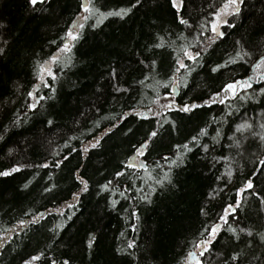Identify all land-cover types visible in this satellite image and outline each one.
Returning a JSON list of instances; mask_svg holds the SVG:
<instances>
[{
  "label": "trees",
  "instance_id": "obj_1",
  "mask_svg": "<svg viewBox=\"0 0 264 264\" xmlns=\"http://www.w3.org/2000/svg\"><path fill=\"white\" fill-rule=\"evenodd\" d=\"M226 2L183 0L178 13L170 0H92L99 14L78 27L81 39L70 43L71 51L61 52L62 38L82 18V0H52L36 10L28 0H0V171L21 169L0 176V264H24L32 255L41 259L31 264H264V81L241 92L244 99L192 113L154 109L169 96L176 59L190 70L175 73V104L181 106L201 104L245 80L264 57V0H243L239 16L230 14L219 29L224 36L217 37L211 25ZM129 8L124 19L108 15ZM197 46L201 56L193 63L185 53L195 54ZM45 65L57 74L52 80L43 73L54 91L40 81ZM217 65L221 70L213 73ZM257 71L264 72V64ZM28 93L46 98L32 101ZM29 103L37 105L35 112ZM242 125L251 127L237 132ZM205 128L207 136L200 135ZM152 130L158 136L147 155L136 157L134 146ZM194 136L198 146L191 144ZM97 139V148L82 153ZM183 144L193 151L181 148L183 164L170 167L162 157L174 159ZM142 161L146 170L139 168ZM130 162L137 167H124ZM45 163L48 168L38 167ZM77 173L88 181L87 193ZM165 173L174 187L161 190L155 180ZM248 179L253 190L238 196ZM108 181L110 193L101 188ZM113 200L119 201L115 208ZM70 203L77 207L69 209ZM236 203V216L224 225L220 216ZM40 213L47 219L30 223ZM216 223L223 230L202 257L195 245ZM193 252L198 262L191 261Z\"/></svg>",
  "mask_w": 264,
  "mask_h": 264
},
{
  "label": "snow or ice",
  "instance_id": "obj_2",
  "mask_svg": "<svg viewBox=\"0 0 264 264\" xmlns=\"http://www.w3.org/2000/svg\"><path fill=\"white\" fill-rule=\"evenodd\" d=\"M139 2V0H137V3ZM29 5L31 6V8L33 10H36V6L37 5H51L52 0H28ZM171 6L179 13L182 11L183 9V0H170ZM243 3V0H227V2L224 4V10H225V14L227 13L228 9H231V15L233 16H239L240 14V10H241V4ZM136 4H133L132 7H136ZM80 9L83 13L82 18L81 19H77V21L75 22V24L73 25V27H79L80 29L85 28L86 23L90 20L94 18V15H98L99 14V9H94L92 6V0H82V3L80 5ZM131 8L124 10L121 9L119 11L116 12H109L108 15L109 16H116L119 17L121 19H124L126 15H128L131 12ZM181 24L184 25H188V21L184 20V19H180L179 21ZM227 21L223 19L222 16L218 15L216 17V20L212 23L211 25V32L215 33L217 37H223L224 33L219 31V28L221 27V24L227 25ZM99 25V20H97L94 24L91 25V27L95 28ZM231 27H235L234 24L232 25H228ZM63 40H65V42L63 43V46L59 49L61 52H70L71 51V47L69 46L70 43L74 46L75 42L78 41L79 39H81L80 33L79 32H73L72 30H68L66 33V36L62 38ZM52 43H55V41H52ZM212 43H215V40H212ZM155 47L159 48L162 47V45L160 44H156ZM3 49L0 48V52H2ZM201 49L199 48V46H197V51L195 52V54L190 53V52H186L185 56L187 57L188 60H191L193 63H195L201 56ZM59 60V57L56 55H53L51 57V64H56ZM235 62V61H234ZM261 63L264 64V60H261ZM151 65H155V61L152 60L150 61ZM70 67V66H67ZM221 65H217L216 67L212 68L211 71L213 73L215 72H219L221 70ZM223 67H227V65H223ZM181 70H186V71H190L188 68V65L181 62L179 59H176L173 62V68H172V79L174 80V84L171 86V90L169 93V96L164 97V99L167 101L165 104L160 105V109H167L169 111H175L177 113H192L196 108H201V107H211L212 104H224L225 103V99L223 96L220 95L219 92H217L215 95L209 97V100L204 101L201 104H183L181 106H177L175 104V93L177 92V88L175 87L176 84H179V80L175 79V73L180 72ZM41 71V76H40V81L43 83V86L46 88H49L50 90L54 91V89H52L51 84H49L43 76V73H47V76L52 79L55 80L57 78V74L56 72L53 70L51 65H45L43 67H41L40 69ZM185 87L187 86L186 84L184 85ZM163 87L165 88H169L170 85H163ZM252 87V83L250 80L248 81H236L233 83H229L227 84L224 88H223V92L225 95L230 96L232 99H236L237 97H239L240 99H244L243 96H240V93L243 91H246V89L251 88ZM261 92L264 93V88L261 89ZM28 95L31 97L32 101H39V100H43L46 97H42V96H37L34 93H28ZM36 107L37 105L35 103H29V108L35 112L36 111ZM136 115L138 116L139 114L136 113ZM156 115V113H154V116ZM229 115H231V113H229ZM154 118V117H151ZM142 119H150V117H142ZM218 122V121H217ZM17 125L19 124V121L15 122ZM52 121H48V124L51 125ZM170 127L171 122H169ZM243 127H251L250 125H242L240 127H238L236 129L237 132H240L242 130ZM262 127H264V125H262ZM208 131L207 129H201V133L200 135L202 136H207ZM220 135L219 131L216 132V136L218 137ZM158 136V132L156 130H152L149 133V136L145 138L144 142H141L139 144V146H134V155L136 157H144L147 155V149L149 148V144L152 143V141ZM3 137H0V139H2ZM199 136H194L191 139V144L193 146H198V142H199ZM216 137H212V139H215ZM73 139H75V137H73ZM261 140H264V136L260 137ZM100 144V140L97 139L95 143H92L90 148L89 147H84L82 149V153H88L91 149H95L98 147V145ZM177 153L175 154V158H170V157H162V159L169 161V166L172 167H177L179 168L183 162H184V153H181L179 150L181 148L185 149L187 152H192L193 151V147H190L189 144H183V145H177ZM203 149L205 152H207L208 149V145H202ZM68 159L67 156H65L63 159L58 160L55 162V166L56 167H60L63 163L64 160ZM260 163L262 165H264V160L260 161ZM38 167H43V168H48L49 165L47 163L42 164V165H38ZM124 167L127 168H135L137 167V165H135L134 163H128L127 165H124ZM157 167H162V165H160L159 163H157ZM139 168L146 170L147 169V164L142 161L141 164L139 165ZM21 169L19 167H15L12 168L11 171H0V176L3 177H8L10 176L13 172H18ZM117 177L123 176L125 175L124 172H117ZM228 175L230 176L231 173H228ZM76 181L82 186L81 188V192L82 193H87L89 191V183L86 179H84L82 176H80L78 173L76 174L75 177ZM112 183V181H108L106 184H102L101 188L103 189V191L106 192H111V189L109 188V185ZM155 184L159 186V188L161 190H163L165 188L166 185L169 186H173V181L172 178L170 177V175L168 173L164 174L163 179H156L155 180ZM27 187V185L25 186ZM54 187V186H53ZM254 185L252 183L251 179H248L244 186H242L240 189H238L237 191V195L238 196H243V194L245 192L251 191L253 190ZM45 191H52V188H46ZM141 191H143V189H141ZM153 192H155V188L152 190ZM121 196H123V193H120ZM80 197V193H75L73 194V200L74 201H78ZM144 201L146 203H151V199L149 197V195H145V197L143 198ZM119 203V201L117 200H113L112 201V207L115 208L117 206V204ZM67 207L69 209L75 208L77 207L76 203H70L67 205ZM240 207V203H236V204H230L227 206V208L224 209L225 214L220 216V220H222L224 222V225H227L229 223V217H235L236 216V212L237 209ZM51 214V213H50ZM59 215H64L63 212H60ZM133 216L136 217L137 220H139V216L138 214H136L135 212L132 214ZM47 219L43 213H40L38 216H35L34 218L31 219L30 223L34 224V225H39L41 223L42 220ZM223 230V225L216 223L211 225L210 227H206L204 229V232L201 233V239L199 240V242L195 245L196 247L202 249L200 252V255L203 257L204 254L210 253L211 252V245L216 241L217 237L219 236L220 232ZM53 231H55V229H53ZM228 231L230 232H235L234 228H229ZM241 232L244 231V229H240ZM204 233H207V235L205 236ZM248 236H252L251 232L247 233ZM95 236L92 237V240L89 242L88 247L91 248L93 246V242L95 241ZM237 239H239V237H237ZM262 239H264V237H262ZM134 244L133 243H129L128 244V248H134ZM234 260H238L239 257H232ZM41 256L38 255H32L30 256L28 259H26L24 261V264H31L32 261H37L40 260ZM50 264H57L56 260H52L50 262ZM61 264H69V262L67 260H64L63 262H61ZM202 264V262H201Z\"/></svg>",
  "mask_w": 264,
  "mask_h": 264
},
{
  "label": "rangeland",
  "instance_id": "obj_3",
  "mask_svg": "<svg viewBox=\"0 0 264 264\" xmlns=\"http://www.w3.org/2000/svg\"><path fill=\"white\" fill-rule=\"evenodd\" d=\"M227 13L228 14H225V10H224V8L222 9V12L219 14L220 16H222L223 17V19L224 20H226L227 21V19H228V16L230 15V13H231V9H228L227 10ZM221 25H223V24H221ZM220 29V28H219ZM73 32H78V27H75V28H73V30H72ZM261 62V61H260ZM259 62V63H260ZM262 75H264V72H261V71H257V72H255V69H254V72H253V75L251 76V82L252 83H257V81L259 80V78L262 76ZM44 76L46 77L47 76V73H44ZM245 81V80H244ZM167 101L165 100V99H163L162 101H160V103L157 105V108H154L155 109V111H163V110H165V109H160V105H162V104H165ZM198 252H200V250H198ZM198 252H197V254H198ZM196 254V253H195ZM196 254V255H197ZM193 262H198V256H197V260L196 261H193Z\"/></svg>",
  "mask_w": 264,
  "mask_h": 264
},
{
  "label": "water",
  "instance_id": "obj_4",
  "mask_svg": "<svg viewBox=\"0 0 264 264\" xmlns=\"http://www.w3.org/2000/svg\"><path fill=\"white\" fill-rule=\"evenodd\" d=\"M261 60H264V57L261 58V59H260V60H259L254 66H253L250 75L245 79V81L251 80V76L253 75L254 69H255V67L257 66V64H258ZM262 80H264V75H262V76L259 78V80L257 81V83H252V82H251V83H252V85L260 84V83L262 82ZM241 81H244V80H241ZM176 95H177V93H175V96H176ZM220 95L223 96L225 100H226V99H232L230 96L225 95L224 92H222ZM194 104H199V103H194ZM217 104H219V103H217ZM150 113H151V112H146V115H150ZM196 260H197V255L193 252V253H192V257H191V261H196Z\"/></svg>",
  "mask_w": 264,
  "mask_h": 264
}]
</instances>
